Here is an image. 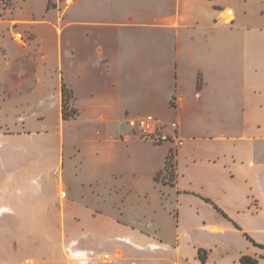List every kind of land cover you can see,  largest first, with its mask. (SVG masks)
I'll use <instances>...</instances> for the list:
<instances>
[{
    "label": "crops",
    "instance_id": "obj_1",
    "mask_svg": "<svg viewBox=\"0 0 264 264\" xmlns=\"http://www.w3.org/2000/svg\"><path fill=\"white\" fill-rule=\"evenodd\" d=\"M83 1L79 14L50 17L15 59L0 57V226L27 237L32 219L37 244L14 258H88L72 251L75 223L112 242L97 251L105 264H264V9ZM63 86L78 114L69 121ZM143 116L178 122L183 147L133 133L128 120ZM78 120L81 140L66 131ZM105 205L119 214L106 217ZM139 206L138 220L123 213Z\"/></svg>",
    "mask_w": 264,
    "mask_h": 264
},
{
    "label": "rangeland",
    "instance_id": "obj_2",
    "mask_svg": "<svg viewBox=\"0 0 264 264\" xmlns=\"http://www.w3.org/2000/svg\"><path fill=\"white\" fill-rule=\"evenodd\" d=\"M83 1V0H80ZM84 0L83 3H85ZM232 7L239 9L243 6V0H227ZM88 2V1H87ZM90 3V2H89ZM79 0H0V57L5 59H15L17 57L16 48L19 46L26 47L29 41H35V30L46 29L48 23L50 22V17L62 16L65 12L77 9ZM94 6L98 4L100 6V1L92 3ZM264 9V0H254L249 8L250 15L256 17L259 15L260 11ZM101 12V10H99ZM79 9L75 10L74 14H79ZM103 13V12H101ZM106 16V14L102 15ZM101 16V17H102ZM100 17V18H101ZM249 17V16H248ZM63 20H59L62 22ZM253 18L249 17L245 19V23L250 25L253 23ZM264 24V22H263ZM80 120L71 123L66 131L67 134H71L73 139H82V134L80 129ZM10 147H5L4 152H9ZM176 150V148H175ZM175 162V153H172ZM163 178L162 176L159 179ZM95 187L92 191L95 192ZM95 195V194H94ZM29 203H33V200H29ZM15 205L19 206L14 202ZM106 207L103 215L106 217H113L118 215V211L109 209ZM129 219L138 220L142 215L145 214L144 206H139L136 210L135 208H130L129 210L123 212ZM77 217H79V212L73 211ZM28 224L23 225L25 231H29V235L24 237L22 231L16 226H0V264H38L39 261L32 255H20L18 258L15 257V252H25L24 250H35L37 249V244L34 240L33 231H35L34 221L32 219L27 220ZM83 231L80 225L73 223L72 226V251H87L88 258H72V264H78L86 262V264H97V263H108L109 258L106 259L104 255L101 258V254L97 251H111L112 242L98 244L95 236L83 237ZM82 236V237H81ZM85 236V235H84ZM82 238V239H81ZM116 245V244H115ZM118 247V246H117ZM121 249H125L124 246H120ZM9 255V256H8ZM101 255V256H100ZM110 255V253L108 254ZM117 255V254H116ZM122 254L120 253V256ZM5 257L13 258L7 260ZM20 258V259H19Z\"/></svg>",
    "mask_w": 264,
    "mask_h": 264
},
{
    "label": "built area",
    "instance_id": "obj_3",
    "mask_svg": "<svg viewBox=\"0 0 264 264\" xmlns=\"http://www.w3.org/2000/svg\"><path fill=\"white\" fill-rule=\"evenodd\" d=\"M127 124L133 133L155 144H173L178 148L184 145L178 122L167 123L155 116H143L129 119Z\"/></svg>",
    "mask_w": 264,
    "mask_h": 264
},
{
    "label": "trees",
    "instance_id": "obj_4",
    "mask_svg": "<svg viewBox=\"0 0 264 264\" xmlns=\"http://www.w3.org/2000/svg\"><path fill=\"white\" fill-rule=\"evenodd\" d=\"M62 95H63V119L65 121H69L71 119H75L78 114L77 111L71 110L69 108L70 101L73 97L72 92L66 88V86H63L62 89ZM165 179L168 181L169 184H173L174 181L176 180V164L174 162V156L173 154H170L168 157V160L166 162V167H165ZM159 176H157V180H159ZM259 246V245H258ZM263 248L262 246H259ZM242 264H258L257 261H254L250 258H242L241 259Z\"/></svg>",
    "mask_w": 264,
    "mask_h": 264
}]
</instances>
